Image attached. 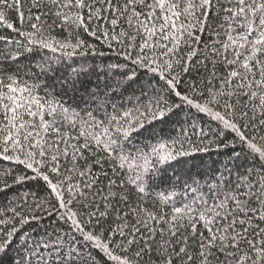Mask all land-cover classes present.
I'll return each instance as SVG.
<instances>
[{
    "label": "snow or ice",
    "instance_id": "snow-or-ice-1",
    "mask_svg": "<svg viewBox=\"0 0 264 264\" xmlns=\"http://www.w3.org/2000/svg\"><path fill=\"white\" fill-rule=\"evenodd\" d=\"M170 171L191 198L153 197ZM9 193L0 264H264V0H0Z\"/></svg>",
    "mask_w": 264,
    "mask_h": 264
},
{
    "label": "trees",
    "instance_id": "trees-1",
    "mask_svg": "<svg viewBox=\"0 0 264 264\" xmlns=\"http://www.w3.org/2000/svg\"><path fill=\"white\" fill-rule=\"evenodd\" d=\"M10 15L15 18L16 13L14 11H12L10 13ZM88 41L91 43L92 38H87ZM205 39H207V37H205ZM106 53L107 50L103 49ZM49 55H52L51 53H49ZM23 59V58H22ZM37 59H39V57H37ZM77 60L82 59L77 57ZM88 64L89 66H93V62L95 63V65L99 66L101 60H103L105 62V64L103 66H106L108 63H115L117 60V57H115L114 55H112L111 53H108L105 57H88ZM25 63H27V61H24ZM79 64L74 65V67H79ZM101 66V67H103ZM66 71H70V70H66ZM100 71V68H97V72L93 73L89 78L85 79V84L86 87L88 89V91H92V92H96L98 91L96 85L99 84L101 85V88L99 89V91L103 90V85H104V77L103 76H97V73ZM61 72H58L57 75H61ZM44 79L45 78H41L40 83L41 85H43L44 83ZM116 79H119V76L116 77ZM33 81H29V83H32ZM133 90H138V85H133V87L131 89L128 90V92L126 93L124 99L126 100L127 95L131 93V91ZM40 95H44V91H39ZM73 95V99H69L68 97H65V101L67 105H71V107L73 109H75L76 111H79L81 113V115H86V111L91 109V110H95L98 101H94L92 98H89L87 93L84 91V89H81L80 92L76 93V94H70ZM81 97L84 98V100L87 101V103L84 102V100H81ZM98 115V113H97ZM205 127H207V125L204 123V121L201 122ZM161 129L163 130V134L167 135L169 133H173V122H170L166 125L160 126L156 129L157 132L161 131ZM145 135H148L147 133ZM141 143L143 142L142 139L140 141ZM228 150H225V153ZM229 163V157L227 154H217L215 152L210 153L206 156H203L201 160L197 161V165L199 166V168H203L204 166H215V167H222L224 164ZM198 169L196 166H193V172H196ZM175 184L176 187L173 188L171 187V185ZM173 192L177 193V195H182L185 199H189L191 198L194 193L191 191V189L187 188V186L184 184V182L180 179V177L177 175V172L174 171H170L167 174V178H165L164 181H162L160 183V186L155 188V190L153 191L152 195L153 197H156L157 195H171ZM12 198V194L9 193L7 198H5L4 196H0V202H4L6 199H11ZM0 211H2V209H0ZM43 225H41V230H43ZM17 256L15 247L13 248L12 251L9 252L8 257H6L4 259V264H11V261H13Z\"/></svg>",
    "mask_w": 264,
    "mask_h": 264
}]
</instances>
